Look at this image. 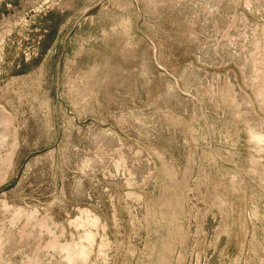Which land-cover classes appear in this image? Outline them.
<instances>
[{"label":"rangeland","instance_id":"374dc122","mask_svg":"<svg viewBox=\"0 0 264 264\" xmlns=\"http://www.w3.org/2000/svg\"><path fill=\"white\" fill-rule=\"evenodd\" d=\"M0 264H264V0H0Z\"/></svg>","mask_w":264,"mask_h":264}]
</instances>
